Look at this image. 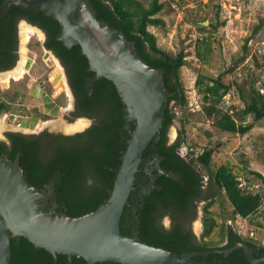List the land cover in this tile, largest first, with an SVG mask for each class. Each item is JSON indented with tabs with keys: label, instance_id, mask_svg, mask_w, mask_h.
<instances>
[{
	"label": "trees",
	"instance_id": "16d2710c",
	"mask_svg": "<svg viewBox=\"0 0 264 264\" xmlns=\"http://www.w3.org/2000/svg\"><path fill=\"white\" fill-rule=\"evenodd\" d=\"M6 0H0V52L12 49V36L14 24L18 18L28 19L42 27L47 36V47L54 51L67 70L70 86L77 101L78 116H88L94 119L93 125L84 133L71 137H62L43 133L41 136H24L11 134L9 143L0 141V157L8 162H13L19 156V166L23 169L26 181L37 189L53 184V198L49 202L57 204L56 211L64 213L70 218H79L95 211L109 196L114 180V170L120 165L121 151L124 149L126 136L124 126V104L119 97L112 82L107 79L97 80L89 93L85 86L94 73L88 70V61L81 54L78 46L65 47L56 39L59 33V23L44 12L30 9H21L11 6L8 12L3 5ZM89 6L95 11L96 18L104 21L110 27L119 30L124 37L134 43L137 55L151 68L163 71L165 89L171 94L168 98L164 114V122L159 132V139L155 143V153L160 157L159 167L172 172L178 179H171L160 175L154 182V189L144 198L143 205L138 208L133 217L137 225L138 239L146 245L168 250L176 254L192 252L227 250L234 248L237 243H243L252 249L256 259L264 257V246L243 238L231 228L221 225L220 237H224V244L217 246L215 242L204 239L210 237L217 227L215 218L210 214L209 207L214 203L209 201L204 207L202 220L203 232L196 238L190 224L197 214V204L204 200V176L193 169L181 158L176 150L180 147V139L173 144L166 142L167 131L175 119V114L169 106L172 101L185 104L184 91L179 73L185 64V56L178 53L171 57L161 50L156 43L155 36L150 33L148 26H164V21L157 17L162 12L167 2L170 9L172 0H151L144 6L139 0H87ZM184 0H179V7ZM222 22H216L212 27L217 29ZM264 25L261 21L253 30L257 34ZM200 31H205L201 26ZM200 36H198V40ZM196 42V56L203 58L199 47L206 43L205 38ZM246 43H248L246 41ZM247 44L243 47L248 50ZM11 54V53H10ZM244 58V57H243ZM241 58L239 61H242ZM257 58L254 57V62ZM236 66V64L234 65ZM233 66V67H234ZM233 67L227 71L230 73ZM199 77L196 87L202 94L205 102L203 110L213 119L215 129L238 135H245L251 130L253 124H245V117L253 116V123L264 119V97L251 86L248 100L244 101L243 110L235 107L222 110L220 103L227 93L230 84L220 77L213 79ZM239 93L244 98V90L239 88ZM8 106L0 104V112H6ZM239 123H238V122ZM183 142V141H182ZM214 148H205L196 157L204 167L210 171L209 188L212 181L224 193L226 201L231 207V215L240 217L249 222L260 215V208L264 207V177L258 172H250L259 180L260 188L253 192L247 184L240 186L239 178L247 168L231 166L229 163H220L212 171V156ZM150 153L148 148L144 157ZM193 155V154H192ZM242 179V178H241ZM208 189L207 191H209ZM209 200L208 197L205 200ZM48 202V203H49ZM164 216L170 218V227L162 226ZM136 218V219H135ZM131 226L127 227L126 216L120 220V232L124 236H132ZM197 262L206 264H250L241 248H236L226 256L214 253L208 256L194 257ZM10 264H87L77 256L68 259L65 255L53 256L42 248L35 247L24 237L10 238ZM103 264H120L105 262Z\"/></svg>",
	"mask_w": 264,
	"mask_h": 264
},
{
	"label": "water",
	"instance_id": "95a60500",
	"mask_svg": "<svg viewBox=\"0 0 264 264\" xmlns=\"http://www.w3.org/2000/svg\"><path fill=\"white\" fill-rule=\"evenodd\" d=\"M10 4L42 11L59 23L56 39L67 48L78 46L88 61V70L94 73L86 82L89 93L97 80L104 78L114 84L124 104V125L129 136L121 151L120 165L114 170L108 198L95 211L79 218L57 212L56 203L45 209L54 193L53 184L35 188L26 181L19 156L13 162L0 157V264H10V238L19 237L46 250L54 259L58 254L68 259L77 256L87 264H206L193 259L214 253L226 256L236 248L243 250L250 264H264V257L256 259L252 249L243 243L223 251L176 254L141 243L137 231H133L132 236L121 234L120 220L126 216V209L131 208L135 215L137 208L132 201L140 198L139 206H142L143 198L154 189L151 183L139 194L134 193L140 187L136 183L139 172L151 175L155 171L156 177L165 175L178 179L176 174L159 167L161 159L157 155L144 158L146 149L159 139L171 97L164 87L163 71L148 66L137 55L134 43L121 31L99 21L87 0H7L5 11ZM48 54L46 51L45 58ZM31 62L27 60L26 70ZM34 88L33 95L42 100L48 112L54 103L39 88ZM59 111L55 107L50 114L57 116ZM177 152L196 171L203 168L198 159L187 153L184 145ZM154 162L155 167L150 170ZM155 179L151 177V182Z\"/></svg>",
	"mask_w": 264,
	"mask_h": 264
},
{
	"label": "rangeland",
	"instance_id": "374dc122",
	"mask_svg": "<svg viewBox=\"0 0 264 264\" xmlns=\"http://www.w3.org/2000/svg\"><path fill=\"white\" fill-rule=\"evenodd\" d=\"M139 1L144 6H148L151 0ZM161 2L165 1L161 0ZM222 2V0H184L178 10H171L166 2L162 12L157 14V17L164 21V26H148L147 30L155 36L157 46L165 53L175 57L181 52L185 56V64L180 68L179 73L185 104H181L180 107L179 103L172 101L169 105L175 114V119L167 131L168 142L172 144L180 139V146L184 145L188 154L193 158H196L205 148H214L210 169L212 171L220 163H229L231 166H239L238 169L241 167L244 169L246 165H243L242 161H246L247 168L245 171L243 170L240 177L255 192L259 190L260 183L250 172H258L264 177V119L253 123V116H246L245 124H253V127L242 136L215 129L213 119L203 110V106L206 104L196 87V79L202 77L207 82L208 78L216 79L221 76L224 82L230 84L229 90L222 99L229 98L227 99L229 107H235L238 111L243 110L244 101L248 100L249 88L263 79L261 76L264 74V52L259 54L256 48L258 45L264 47V25L255 35L253 30L261 21H264V6L258 0L248 3L239 0L235 3L234 9H231L228 3L225 9L224 6L221 7ZM223 5H225L224 2ZM216 22L222 23L214 30L212 26ZM24 24L20 25L19 53L23 57V52H25V58L31 57L35 59V63L26 73V82L17 81V75H15L12 76L15 79H10V82H8L10 76L6 79L7 85L0 84V100L5 99L10 103V110L0 112V126L3 127L0 128V138L5 137L4 132L37 134L43 130L60 132V129H63V134H70L76 130L84 129L85 123L81 128L77 127L80 120L69 126L68 124L60 126L69 117V110L73 102L72 96L65 86V77L63 76V81L60 74L54 78L53 75L51 76L52 84L55 87L49 85L48 75L53 73L59 64L51 54H48L49 59H47L48 55L45 58L44 51L46 50L42 48L43 34L25 24L32 30L31 35L26 37L27 32L22 33ZM201 26L205 27V31L199 30ZM198 36H200L199 40L204 38L206 40V43L199 47V51L203 55L202 59L196 56L195 47ZM246 41H250V45ZM246 44L248 50L243 49ZM254 57L257 58L256 62H254ZM42 58L45 59V62L42 61ZM241 58L243 60L239 61ZM20 61L22 60L19 59V63ZM235 64L236 66H234ZM24 65H22V69L25 72ZM59 66L61 68V65ZM231 67L233 70L229 73L227 70ZM61 69L64 75L63 68ZM22 75L19 76L22 77ZM32 84L34 87L37 85L48 87V92L55 100L57 99V104L60 106L58 117L35 119L34 116H29L30 111L26 106L35 102L29 99L26 93ZM239 88L244 90V98L240 96ZM63 90L64 92H62ZM219 107H222V110L228 108L222 103L219 104ZM26 120L27 122H25ZM31 120L36 121L32 122ZM58 123L60 124L57 125ZM55 124L57 127H54ZM200 172L204 176V182L209 184L211 178L209 169L203 166ZM211 183L212 188L209 190L211 195H205V198L208 197L209 200L204 198L197 204L196 217L190 224L193 235L197 239L201 237L203 209L209 201H213L209 212L215 218L217 227L212 231L210 237L204 239L205 241H212L217 246H222L224 237H220L219 228L221 225H225L226 228H231L243 238L264 246V207L260 208L259 215L263 218H256L252 222L240 217H233L224 193L216 187L213 181ZM161 223L165 229H168L171 222L168 216H164Z\"/></svg>",
	"mask_w": 264,
	"mask_h": 264
},
{
	"label": "flooded vegetation",
	"instance_id": "af4514ba",
	"mask_svg": "<svg viewBox=\"0 0 264 264\" xmlns=\"http://www.w3.org/2000/svg\"><path fill=\"white\" fill-rule=\"evenodd\" d=\"M6 2H7V0L4 2V5L6 4ZM4 5H3V8H4ZM11 6H17V5H14V4H10L9 6H8V9H7V11H5V8H4V11L5 12H8V10H9V8L11 7ZM17 7H19V6H17ZM19 8H21V9H26V8H22V7H19ZM31 10V9H30ZM36 11V10H35ZM36 12H39V11H36ZM22 23H25L26 25H28V26H30L31 28H35L36 30H38L39 32H41V34H43V41H42V48H43V50H46L47 52H49V55L51 54L52 56H53V58L57 61V63L59 64V65H61V68H63V71H64V77H65V84H66V86H67V88H68V90L70 91V95L72 96V104H71V107H70V112H69V114H68V116L69 117H67L66 118V122L65 121H63L62 122V124H64V125H66V124H68V126L71 124V123H74V122H76L77 120H85L87 123H86V125H84V129H80V130H76V131H74V132H72V133H70V134H63L62 132H63V129H60V132H51V131H48V130H43V131H41V132H39V133H33V134H22V133H20V132H4V135H5V137H3V138H0V141H3V142H6V143H9V140H8V136L9 135H11V134H18V135H24V136H41L43 133H47V134H51V135H58V136H62V137H71V136H74V135H76V134H80V133H84L86 130H88L92 125H93V123H94V119L92 118V117H88V116H77L76 115V112H77V101H76V98H75V96H74V93H73V91H72V88H71V86H70V81H69V76H68V74H67V70H66V68H65V66L63 65V63L61 62V60H60V58L54 53V51L53 50H51V49H48V47H47V45H46V43H47V36H46V34H45V31L42 29V27H40V25H38L37 23H33L32 21H30V20H28V19H23V18H18L16 21H15V24H14V33H13V36H12V40H13V43L12 42H10V44L12 45V49H10L9 51H7V52H3V51H1L0 52V75L2 76L3 74H8V73H10V72H12L13 71V69L14 70H16L18 67H19V59L20 60H23V58L21 57V54L19 53V42H20V25L22 24ZM31 30V29H30ZM29 35H31V33L29 34ZM28 41V40H27ZM46 51H44V54L46 53ZM27 52V51H26ZM11 53V54H10ZM43 54V55H44ZM48 55V58L47 59H49L50 58V56ZM21 57V58H20ZM28 59H31L32 60V62H31V64H30V67H29V69L28 70H26L25 69V72H23V75H22V77H20L19 79H17V81H22V82H26L27 80H25L26 79V73H28V71L30 70V68H31V66H32V64L33 63H35V59H33V58H29V57H27V59H26V62H25V65H26V63H27V60ZM43 60L42 61H44L45 59L44 58H42ZM45 62V61H44ZM49 62H51V61H49ZM52 63V62H51ZM20 64H21V61H20ZM25 65H24V68H25ZM54 69V67L52 68V70ZM51 70V71H52ZM52 74L53 73H50L49 75H48V81L47 82H49V85L51 86V87H55V85H53L52 84V82H53V80H52V78H51V76H52ZM10 79H14L12 76H10L9 77V81L8 82H10ZM25 80V81H24ZM34 87V84H32V86L30 87V89L27 91V96H29V99H31L32 101H34L35 103L34 104H31V105H27L26 106V108H27V110L28 111H30V115L29 116H34L35 117V119H37V118H40V119H45V118H47V117H58L59 116V114H60V111L58 112V115L57 116H54V115H51L50 114V112L53 110V108H55V107H58V109L59 110H61L60 109V106L57 104V99L55 100L54 98H53V96L52 95H50V93L48 92V87L47 86H38L37 85V87L36 88H39L42 92H44L45 93V95H47V96H49L50 98H51V100H52V103H54V107H51L50 109H49V111L48 112H45V109H44V104H43V102H42V100L41 99H39V98H37V97H35L33 94H32V91H34L35 90V88H33ZM7 89H9V88H7ZM62 92H64V90L62 91ZM2 99V98H1ZM1 103H4L6 106H8V110H10V108H9V102L7 101V100H5V99H2V100H0V104ZM31 108V109H30ZM7 110V111H8ZM25 122H27V120L25 121ZM88 122H89V125H88ZM125 125L123 126V130L125 131V133H126V136L123 138V140H124V144H125V142H126V138H128V136H129V134L127 133V131L125 130ZM57 129H59V128H57ZM166 142H167V144L168 145H170L171 144V142H168V140H167V138H166ZM173 144V143H172ZM181 147V146H180ZM149 149H150V153L147 155V156H145L144 158H154V156L155 155H157L155 152V144H154V146L153 147H148ZM147 148V149H148ZM146 149V150H147ZM179 150V148L176 150V152ZM146 152V151H145ZM144 152V153H145ZM177 154H178V152H177ZM179 155V154H178ZM158 156V155H157ZM180 156V155H179ZM181 157V156H180ZM160 158V157H159ZM182 158V157H181ZM160 161V160H159ZM145 163V162H144ZM155 163L156 162H154L153 164H151L150 165V170L151 169H153L154 167H155ZM158 164H159V162H158ZM141 169L142 170H145V168H143V167H141ZM198 172H200V171H198ZM156 172L155 171H153L152 173H151V175H148L146 172H139L138 174H137V178H136V183H137V185L138 186H140L134 193H136V194H139L141 191H144L146 188H147V186L149 185V184H153L154 185V182H155V180H153L152 182H151V177H155V178H157L156 176ZM208 189H211V187L209 188V184L208 183H206V182H204V193H208V192H210V191H207ZM53 198V196L50 198V199H52ZM50 199H49V201H50ZM48 201V202H49ZM144 201V198H143V200H142V202ZM54 204V202H49L47 205H46V207H45V209H50V208H52V205ZM132 204H134V206L137 208V210H138V208H141L139 205L141 204V199L140 198H135L133 201H132ZM133 214V211H132V209L131 208H128V209H126V221H127V229H128V227L130 228V224H131V221L133 222V217H135L134 215H132ZM136 219V218H135ZM169 220H170V218H169ZM128 222H130V224H128ZM136 227H137V225H132L131 226V234L133 233V231H136Z\"/></svg>",
	"mask_w": 264,
	"mask_h": 264
},
{
	"label": "built area",
	"instance_id": "2783aa9c",
	"mask_svg": "<svg viewBox=\"0 0 264 264\" xmlns=\"http://www.w3.org/2000/svg\"><path fill=\"white\" fill-rule=\"evenodd\" d=\"M223 2H224V4L225 5H223V2L221 3V7H223L224 6V8L226 9V4L228 3V5L231 7V9H234L235 7V3H237L239 0H222ZM243 2H252V0H242ZM258 1H260L261 2V4H262V6H264V0H258ZM178 2H179V0H172L171 2H170V4H171V8L174 10V9H176V10H178L179 9V4H178ZM232 3H233V5H232ZM239 6V5H238ZM180 8H181V6H180ZM224 8H222L223 10H224ZM227 12V11H226ZM221 16H222V14H221ZM250 42V41H249ZM249 42L247 43L248 45H250L249 44ZM256 51H257V53H259V54H261V53H263L264 52V47L262 46V45H258L257 46V48H256ZM255 53V52H254ZM261 77H263V79L262 80H260L259 82H257L256 84H255V88H256V90L264 97V74L261 76ZM227 99H229V98H225V99H223V105L224 106H226V107H228L227 109H228V111L230 112V113H233V110H231L230 109V107H229V102H228V100ZM239 182H240V186H245L246 185V183L243 181V179H241V178H239ZM250 189V188H249Z\"/></svg>",
	"mask_w": 264,
	"mask_h": 264
},
{
	"label": "bare ground",
	"instance_id": "6f19581e",
	"mask_svg": "<svg viewBox=\"0 0 264 264\" xmlns=\"http://www.w3.org/2000/svg\"><path fill=\"white\" fill-rule=\"evenodd\" d=\"M31 28L30 27H27L25 24H24V26H22V33H24V32H27V35H25L26 37H29V34L30 33H32V30H30ZM24 39H25V37H24ZM23 60L21 61V64L19 63V67L16 69V70H13V72L14 73H8V74H3L2 76L0 75V84L1 83H3V84H5V85H7V78L9 77V76H15V75H17V79H19L21 76H19V75H22L23 74V69H22V65H24L25 63H24V60L26 59L25 58V52H23ZM24 63V64H23ZM62 69L60 68V66L58 65V66H56V68H55V71L53 72V78L54 77H56V76H58L59 74L60 75H62V77H61V79L64 81V79H63V73H62V71H61ZM59 75V76H60ZM15 79V78H14ZM66 86V85H65ZM7 87V86H6ZM86 124V122L85 121H82V120H80V121H78V123H77V127H82V125L83 124ZM60 123H58L57 125H59ZM1 125V124H0ZM61 127H63V124H61L60 125ZM54 127H57L56 126V124L54 125ZM0 128L2 129L3 127H1L0 126ZM199 226V225H198Z\"/></svg>",
	"mask_w": 264,
	"mask_h": 264
},
{
	"label": "clouds",
	"instance_id": "9594fccd",
	"mask_svg": "<svg viewBox=\"0 0 264 264\" xmlns=\"http://www.w3.org/2000/svg\"><path fill=\"white\" fill-rule=\"evenodd\" d=\"M188 153V152H187ZM180 155V154H179ZM181 156V155H180Z\"/></svg>",
	"mask_w": 264,
	"mask_h": 264
}]
</instances>
